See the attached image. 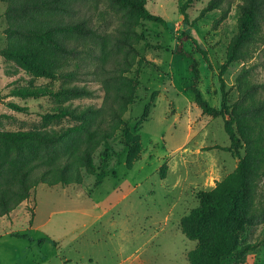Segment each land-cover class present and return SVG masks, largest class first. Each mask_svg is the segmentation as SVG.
Listing matches in <instances>:
<instances>
[{"label": "rangeland", "instance_id": "obj_1", "mask_svg": "<svg viewBox=\"0 0 264 264\" xmlns=\"http://www.w3.org/2000/svg\"><path fill=\"white\" fill-rule=\"evenodd\" d=\"M208 1L192 0L184 20L185 0H145L165 23L140 19L134 26L137 56L125 73L132 78L134 99L122 116L132 141L121 129L115 131L108 145L93 153L94 174L82 168L80 184L40 183L28 200L0 218V264H189L188 254L200 241L186 237L180 221L198 206V193L213 189L237 164L222 149L230 143L224 119L203 113L195 90L212 106L220 105L224 91L231 105L238 98L236 77L246 65L251 79L262 84L259 95L264 98V43L246 62L234 61L221 73L239 9L234 2L220 23H215L217 9L197 19ZM7 5L0 0V49L11 47ZM82 11L100 32L117 33L118 15L105 0H87ZM101 53L98 47L94 55L69 58L65 65L75 72L70 84L93 93L59 99L12 92L52 81L0 55V130L59 129L68 122L41 118L44 109L103 105L111 58ZM120 86L130 91L125 83ZM239 243L242 250L223 264H264V221L247 226Z\"/></svg>", "mask_w": 264, "mask_h": 264}, {"label": "trees", "instance_id": "obj_2", "mask_svg": "<svg viewBox=\"0 0 264 264\" xmlns=\"http://www.w3.org/2000/svg\"><path fill=\"white\" fill-rule=\"evenodd\" d=\"M5 1L11 47L0 49V55L52 81L15 87V94L55 99L89 96L93 90L70 84L75 72L65 68L69 58L94 55L99 47L101 57H110L111 62L103 82L107 90L103 105L65 104L44 109L41 118L68 122L59 129L0 130V218L28 200L40 183L80 184L82 168L94 174L93 153L98 146H107L115 131L121 129L125 139L132 141L122 116L134 99L132 78L125 75L137 56L132 42V36L137 35L134 26L140 19L165 23L146 8L145 0H105L107 7L118 15L117 33L100 32L82 11L87 0ZM236 1L237 32L228 44L221 73L234 61L246 62L264 43V0H209L197 19L217 9L220 15L215 23H220ZM191 2L185 0L181 6L184 20ZM121 48L125 52L120 53ZM178 52L183 53L180 47ZM55 80H60L59 84H52ZM236 82L238 98L231 105L224 91L220 105L212 106L195 90V103L202 112L224 119L230 143L222 149L230 151L237 164L213 189L200 191L198 206L180 221L184 235L200 241L188 254L189 264H223L242 250L239 239L246 227L264 221V98L259 95L262 84L251 79L246 65ZM122 83L130 91L123 90ZM10 103L18 110L27 109Z\"/></svg>", "mask_w": 264, "mask_h": 264}, {"label": "crops", "instance_id": "obj_3", "mask_svg": "<svg viewBox=\"0 0 264 264\" xmlns=\"http://www.w3.org/2000/svg\"><path fill=\"white\" fill-rule=\"evenodd\" d=\"M9 216V215H8ZM8 216H4V217H8ZM14 235L13 233H11V232H9V231H4V235L6 236V235ZM2 235H0V237H1ZM16 236H18V235H16ZM67 261V260H66Z\"/></svg>", "mask_w": 264, "mask_h": 264}]
</instances>
